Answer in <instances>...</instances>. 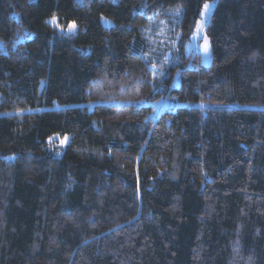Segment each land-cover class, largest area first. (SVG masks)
<instances>
[{"label":"trees","instance_id":"16d2710c","mask_svg":"<svg viewBox=\"0 0 264 264\" xmlns=\"http://www.w3.org/2000/svg\"><path fill=\"white\" fill-rule=\"evenodd\" d=\"M0 264H264V0H0Z\"/></svg>","mask_w":264,"mask_h":264},{"label":"rangeland","instance_id":"374dc122","mask_svg":"<svg viewBox=\"0 0 264 264\" xmlns=\"http://www.w3.org/2000/svg\"><path fill=\"white\" fill-rule=\"evenodd\" d=\"M212 5L211 10L205 15L200 16L198 20V24L194 34L192 35L191 39L185 43L184 47H181V34H182V21L184 17V7L182 5L173 6L168 8L163 14L158 15L153 21L149 23V27L146 33L147 37H150L151 44H152V53L148 55L146 58L148 61H153L151 64L155 70H158L159 63L161 61L162 64L166 65L168 62L173 61V63H179L182 61V52H178L184 49V53L187 56H191L192 53H199L201 55V63L205 66H208L212 63V46L210 39L205 34L206 25L209 21V18L213 12L215 3L214 2H207ZM179 10V11H177ZM203 11V9H202ZM57 23H58V17ZM51 19V18H50ZM103 21L106 26L110 27L113 22L111 19L104 17ZM202 24V29L197 33L198 27ZM77 26V25H76ZM77 29V27H76ZM205 38L208 41L209 45V52L206 54L204 52V43ZM176 87L181 85V77L177 76L174 82ZM101 103H112V104H120L121 101L110 100V101H102ZM154 104V103H153ZM159 109H163L165 106H169L173 104V107L176 108L180 105H203L202 103H180L179 101L170 102L164 100L163 102L155 103ZM66 107L65 105H60L55 103L51 108H60ZM67 137V141H64V138ZM70 136L63 135V136H55L53 140V144L51 149L55 152L57 156H61L68 144Z\"/></svg>","mask_w":264,"mask_h":264},{"label":"snow or ice","instance_id":"6c2138e0","mask_svg":"<svg viewBox=\"0 0 264 264\" xmlns=\"http://www.w3.org/2000/svg\"><path fill=\"white\" fill-rule=\"evenodd\" d=\"M212 5L210 3H204L203 5V11L201 12V16H205L210 10H211ZM179 11V10H177ZM48 23H52V24H57V18L55 16H53ZM76 24L75 22H72L68 25L67 27V32L68 33H72L76 30ZM202 29V24L198 27L197 29V33L199 34V32ZM63 30V29H62ZM204 52L207 54L209 52V45H208V41L205 38V43H204ZM67 141V137L64 138V141H61V143H64Z\"/></svg>","mask_w":264,"mask_h":264}]
</instances>
